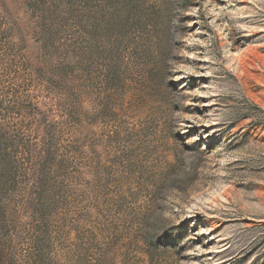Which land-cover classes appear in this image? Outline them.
<instances>
[{
    "label": "rangeland",
    "instance_id": "1",
    "mask_svg": "<svg viewBox=\"0 0 264 264\" xmlns=\"http://www.w3.org/2000/svg\"><path fill=\"white\" fill-rule=\"evenodd\" d=\"M0 264H264V0H0Z\"/></svg>",
    "mask_w": 264,
    "mask_h": 264
}]
</instances>
